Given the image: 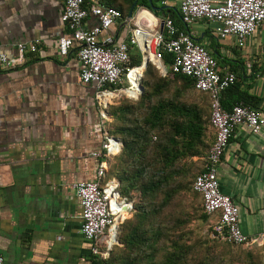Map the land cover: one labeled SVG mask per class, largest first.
I'll return each mask as SVG.
<instances>
[{"label": "crops", "instance_id": "0c3cea01", "mask_svg": "<svg viewBox=\"0 0 264 264\" xmlns=\"http://www.w3.org/2000/svg\"><path fill=\"white\" fill-rule=\"evenodd\" d=\"M98 1L121 12L99 34L101 41L107 36L127 40L131 25L139 26L137 30L143 26V13H149L150 27L159 30L167 17L151 11L166 9L167 2L150 6L151 10L139 5L140 14H136V1L130 8V0ZM64 3L0 0V52L15 56L20 42L37 48L27 51L23 64L0 68V254L4 264H90L91 243L81 232V205L73 184L95 179L100 165L107 179L111 157L92 155L101 150L104 125L95 86L79 80L78 44L74 42L66 57L58 51V38L70 33L61 20ZM97 23L89 15L83 26L89 29ZM188 32L208 52L216 48L227 58L225 65L215 59L222 71L236 70L241 88L257 97L251 107L264 116V28L257 29L243 46L231 37L217 40L207 19L195 20ZM133 46L142 64L147 53ZM218 179L221 191L238 205L241 230L251 238L240 246L263 252L264 125L259 133L236 128L221 158Z\"/></svg>", "mask_w": 264, "mask_h": 264}, {"label": "built area", "instance_id": "2783aa9c", "mask_svg": "<svg viewBox=\"0 0 264 264\" xmlns=\"http://www.w3.org/2000/svg\"><path fill=\"white\" fill-rule=\"evenodd\" d=\"M165 3L166 0H160V4ZM177 10L187 26L197 19H207L212 23L217 40L231 37L238 46H243L257 29L264 28V0H177ZM89 15L96 17L98 23L87 29L83 22ZM120 17L118 9L98 0H92L87 5L85 0H65L61 13V20L67 24L70 33L58 38L59 54L68 56L76 42L77 57L81 62L79 80L96 88L95 97L104 126L101 150L92 155L101 159L116 155L122 147V141L108 131L112 120L107 108L112 99L119 94L130 98H137L140 94L142 64H130L129 54L130 44L136 45L143 54L136 33L139 26L130 30L127 40L115 41L111 36L102 41L98 38ZM151 33L148 50L157 68L166 73L162 63L163 53H170L172 71L192 77L195 88L209 95L210 122L215 129V141L208 151L204 169L195 176L192 188L201 195L203 211L217 216L212 224V235L233 245L247 244L251 238L241 230L238 205L220 189L218 167L236 128L244 126L253 133H259L264 125V116L258 109L243 102L235 103L230 110L223 107L221 94L235 82V73L222 71L215 57L188 31L179 30L171 18H163L162 28L153 27ZM36 49L34 44L20 42L15 56L0 52V68L12 69L23 64L27 51L36 52ZM127 89H132V95L123 92ZM105 176L106 169L100 165L95 179L73 184L81 205L82 235L91 243L90 251L103 257L116 243L119 222L132 207V202L117 191L118 181L105 179ZM125 207L129 210H124ZM106 232L108 237H105ZM262 245L264 253V240ZM0 264H4L2 254Z\"/></svg>", "mask_w": 264, "mask_h": 264}, {"label": "trees", "instance_id": "16d2710c", "mask_svg": "<svg viewBox=\"0 0 264 264\" xmlns=\"http://www.w3.org/2000/svg\"><path fill=\"white\" fill-rule=\"evenodd\" d=\"M135 1L136 3L133 7V11L137 5H143L150 10V6H156L153 0H141V3L139 0H130L129 8ZM151 11L156 15L163 14L167 17H170L179 30L188 31V26L181 21L176 6H167L166 9L161 11L156 10L155 8ZM213 43L214 47L219 45L217 40L214 39ZM130 48L131 45H129V49ZM212 55L217 59L219 64L225 65L228 63L227 58L223 56L218 49L215 48ZM130 58L132 64H141L140 55L137 54V56H134V54H130ZM171 62L172 55L170 53L164 52L162 63L167 68V72L164 75H170L171 79L181 81L185 87L194 88L196 91L202 93V91L195 88L194 79L192 77L178 72H173L171 69ZM151 69H153V66L149 60L146 65L145 72L149 73ZM232 71L236 74V70L232 69ZM240 77V75L238 76L236 74L235 82L230 84L222 92L221 102L223 107L227 110H230L232 106L238 102L255 106V99H257V97H254L246 90L241 88V82L239 80ZM161 79L165 78H159V80ZM141 85L144 86V92H142V94L137 97V100L140 104H143L142 102L144 101L147 93L145 91V83H143L142 79ZM155 88L158 92H160L162 89L160 85H157ZM207 99L208 116H206L204 108H202V106L199 104L187 103L180 100L176 96H172L170 98H163L155 104H150L148 106L149 109L147 108L148 113L143 118L144 125L141 127H127L121 125L115 126L113 122L114 120L109 123L108 131L122 141V147L119 153L122 152L123 157L134 156L136 159V156H145L146 147H148L150 143L149 135H152V133L156 132L160 133L158 139L159 141L155 143V148L151 157V161H158L160 166L156 168L151 175H149L148 180L137 183L138 181L135 180V177L142 175L145 171V163L143 162L140 167L136 166L137 168L130 175L124 177V179L131 180V182H129V186L124 185L121 187L118 184L117 187V191L122 197H124L122 194H127L130 189L138 188L142 198H146L144 200V202H146L144 205L135 201L133 202L126 197L132 202V207L127 212L125 217L120 220L118 227L120 228V225L124 224V226L126 225L130 229L127 236H125V238L123 237L122 239L129 249H136L138 252L140 247L151 244H149L150 239L146 233V225L153 222L154 219L152 218H155L157 213H160L161 210L169 204L175 189L185 188L184 184L182 183H178L177 188H167L168 186L162 188V186L166 184L169 185L168 183L175 173L183 172L181 168H177L176 163L186 157L195 156L199 160L197 172L191 180L190 190L192 193L199 195L200 206L203 213H201V217L211 218L212 222L216 220V215H208L203 211L201 195L192 188V183L195 179V176L204 169L208 151L215 141V129L210 122L211 105L209 96H207ZM125 110L127 109H122V111ZM108 111L112 114L113 109H111V106L108 108ZM112 157L113 156H111V158ZM133 160L134 159H132V161ZM108 168L109 166L107 167V171ZM160 188L164 189L162 203L154 205L153 200L155 198V194ZM131 218L132 224H127ZM169 232H171V229L166 228L163 230H158V237L156 241H160L161 238L168 239L170 237ZM171 244L174 246V248H172L171 253L168 254L160 264H177L178 257H180L178 244L175 241H171ZM114 246L115 244L105 257L101 256L100 254L91 253L90 264H110V260L108 259H111L110 254ZM101 248L102 247H100V249ZM147 255L149 257L151 256L150 253H147ZM113 258L121 259L119 264H138L140 260V258L132 257L130 254H128L127 257H118L113 255Z\"/></svg>", "mask_w": 264, "mask_h": 264}, {"label": "rangeland", "instance_id": "374dc122", "mask_svg": "<svg viewBox=\"0 0 264 264\" xmlns=\"http://www.w3.org/2000/svg\"><path fill=\"white\" fill-rule=\"evenodd\" d=\"M139 1L141 3V0ZM153 1L155 5L160 6L159 0ZM166 2L168 6L173 7L175 1L166 0ZM138 7L139 5H137L136 9ZM140 8L135 9L136 14H140L138 12ZM149 18V13H143L141 22L149 24V20H151ZM131 27V29H134L136 25L134 26L133 24ZM131 45L133 46L134 44ZM132 54L137 56L139 52L135 49L132 51ZM150 63L153 69L149 73H146V67H144L141 76L147 93L142 102L143 104H140L137 98L127 97L125 94H119L112 99L110 106L113 112L110 114L115 126H143V118L148 113V106L157 103L163 98H170L172 96H176L187 103L199 104L204 108L205 114L208 116V99L205 94L196 91L194 88L185 87L181 81L171 79L170 75L165 76L153 61L150 60ZM159 78H165L166 80H159ZM157 85H160L162 88L160 92L156 91L155 87ZM142 92H144V86L140 90V94ZM123 108L127 110L122 111ZM159 135V132L149 135L150 143L146 147L145 156H136V159L134 156L123 157L122 152L113 156L109 162L108 178L117 180L121 187L124 185L129 186L131 180L124 179V177L130 175L144 162L145 171L142 175L136 176L135 180L138 181L137 183L148 180L149 175L160 166L158 161H151L155 143L159 141ZM132 159L134 160L132 161ZM176 164L177 168H181L183 172L175 173L170 179L169 185H163L162 188L165 186H168L167 188H177L178 183L184 184L185 188L175 189L169 204L160 213H157L155 218H152L154 219L153 222L146 225V233L150 239L149 244H151L148 246L144 245V248L140 247L138 252L136 249H129L122 239L127 236L130 229L128 226L122 224L117 230V240L110 254L111 259H108L110 260V264H119L121 260L114 259L113 255L127 257L128 254L132 257L140 258L138 264H160L171 253L172 248H174L171 241H175L178 244L180 257H178L177 264H263L264 253L259 249L254 250V248L225 243L212 235L213 222L211 218L201 217L202 210L199 195L192 193L190 190L191 180L197 172L199 160L195 156H190L179 160ZM160 189L155 194L154 205L162 203L164 189ZM122 195L133 202L135 201L144 205L146 203L144 202L146 198H142L138 188L130 189L127 194ZM127 224H132V218ZM166 228L171 229V232H169L170 237L168 239L161 238L160 241H156L158 230ZM108 236L109 233L106 232L105 237ZM147 253H150L151 256L149 257Z\"/></svg>", "mask_w": 264, "mask_h": 264}, {"label": "bare ground", "instance_id": "6f19581e", "mask_svg": "<svg viewBox=\"0 0 264 264\" xmlns=\"http://www.w3.org/2000/svg\"><path fill=\"white\" fill-rule=\"evenodd\" d=\"M150 26H151L150 23L146 24V23L143 22V26H141L139 28V30L136 31L138 39H139V42H140V45L142 47V51L147 53V57L148 58L150 56L152 57L151 52H149V50H148V42L151 39V36H152L151 35L152 34L151 31L153 30V27L151 28ZM140 69L141 70L143 69L142 65H141ZM137 77H138V75H137ZM139 90H140V88H139ZM123 92L127 93L128 96L132 95V93H131L132 89H127V90H124Z\"/></svg>", "mask_w": 264, "mask_h": 264}, {"label": "water", "instance_id": "95a60500", "mask_svg": "<svg viewBox=\"0 0 264 264\" xmlns=\"http://www.w3.org/2000/svg\"><path fill=\"white\" fill-rule=\"evenodd\" d=\"M160 9H161V8H160ZM131 14H132V8L129 10L128 16L130 17ZM160 25H161V28H162V21H161ZM148 61H149V59H148L147 57H145V58L143 59L142 66H143V67H146ZM142 89H143V86H142L141 83H140V90H142ZM124 210L128 211L129 208L125 207Z\"/></svg>", "mask_w": 264, "mask_h": 264}]
</instances>
